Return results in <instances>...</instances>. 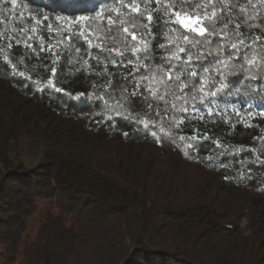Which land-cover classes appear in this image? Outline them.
<instances>
[{
    "label": "trees",
    "instance_id": "obj_1",
    "mask_svg": "<svg viewBox=\"0 0 264 264\" xmlns=\"http://www.w3.org/2000/svg\"><path fill=\"white\" fill-rule=\"evenodd\" d=\"M136 3L138 14L133 0H0V264H264V47L252 70L218 72L213 36L179 80L166 74L188 47L173 10H215L227 49L233 33L264 44V0ZM134 47L151 55L113 65L135 61ZM145 66L187 103L137 87ZM201 78L204 92L188 83Z\"/></svg>",
    "mask_w": 264,
    "mask_h": 264
},
{
    "label": "snow or ice",
    "instance_id": "obj_2",
    "mask_svg": "<svg viewBox=\"0 0 264 264\" xmlns=\"http://www.w3.org/2000/svg\"><path fill=\"white\" fill-rule=\"evenodd\" d=\"M209 5H211L212 0H208ZM133 4L126 5V8L130 12L134 13H140L141 7L138 3H136V0H133ZM156 3L159 5V0H156ZM12 4L15 6L16 0H12ZM243 9L237 7L235 12L227 16V19L231 21L234 19L235 15L239 14ZM117 14L119 15V10H117ZM172 15L174 17L173 24L174 25H181L183 29H186L187 32H185L182 36L183 41L187 42L188 47L185 46H175L176 51L169 53V66L166 70V74L168 77V81H171L172 79V73L175 71L177 73L176 79H180V74L182 72V69L180 67V64L183 63L185 60L188 62H192V55H196L198 58L200 57L201 49L207 48L209 44L213 43L211 37L216 36L220 40V47L216 53V67L217 71H222L220 68L221 65H227L229 62L236 60L239 62L240 67L244 71L252 70V66L256 63V58H250L249 53L254 50V47H264V44H245V41L243 38H238L236 33H233V42L230 43L225 49L223 47V37L227 34L224 32V29L227 27V25L224 23V17L217 16V12L215 10L211 11L209 14L207 10H204L203 15H200L197 13L195 15V18H193L192 15H186L183 11L179 9H175L172 12ZM85 19V17H81V20ZM147 22H151L153 20V17L151 14H148L146 17ZM109 23H113L111 20H109ZM237 29L240 27L239 24L235 26ZM35 31V29H33ZM124 33L131 36L132 41H140L143 42V38L139 37L135 32H130L128 27H125L123 29ZM189 33L195 34L196 38H190ZM206 39H201L205 38ZM30 38V37H29ZM71 40V38H68ZM259 37H256V41H259ZM90 43V41H89ZM243 46V55H241ZM113 52H116L117 55H122L117 49H112ZM137 52H143V56H136ZM179 52L181 54H185L183 56H177L176 53ZM220 52L224 53L223 58L220 57ZM212 53H207V55H211ZM151 55L150 52L147 51V49H137L133 48V56H135V61L128 60L124 61L123 64H120L119 61H113V65H120L125 66L132 63H139L142 59H144L146 56ZM172 61H179V63H176L175 65L172 64ZM164 72V69H156L153 70L150 74L148 73L147 66H145V74L142 75V79L144 80V85L137 84V87H143L145 92H152L153 89L150 85L153 83H158L160 85V88L157 89V91L160 93V98L164 99L165 96H172L176 100H184L185 103H187V100L185 97H183V91L181 89V95H176L175 88L170 85L169 83L165 82L163 76L158 77L157 72ZM53 75H55V70L53 69ZM23 75V73H21ZM189 76L191 77H197L198 73L195 71H189ZM49 86L52 87L55 91H60L61 89L57 88L52 80H49ZM188 83L192 84V88H195L199 92H204V80L198 79L195 82L189 81ZM215 83V82H213ZM225 87V84L223 82H220L216 87L212 88L210 91L211 97H216L217 93L220 92ZM189 94L192 95L191 89H189ZM192 99L195 100V95H192ZM201 100H203V97H201ZM151 107V106H150ZM172 108H177L178 105L172 104L170 105ZM183 111L187 113V108H184ZM193 112H195V107L193 106ZM142 123V122H141ZM145 127L147 128L148 125L145 124ZM127 135V133H125ZM152 135L155 137L156 133L152 132ZM181 140L184 139V137H180ZM191 147V144L189 145Z\"/></svg>",
    "mask_w": 264,
    "mask_h": 264
},
{
    "label": "rangeland",
    "instance_id": "obj_3",
    "mask_svg": "<svg viewBox=\"0 0 264 264\" xmlns=\"http://www.w3.org/2000/svg\"><path fill=\"white\" fill-rule=\"evenodd\" d=\"M45 211H46V206L43 205L41 210L35 214V218H33L34 219L33 226L31 227V231H29V235L31 238H34L36 236L37 234L36 232L38 231V228L40 227L41 224L40 219H43Z\"/></svg>",
    "mask_w": 264,
    "mask_h": 264
}]
</instances>
